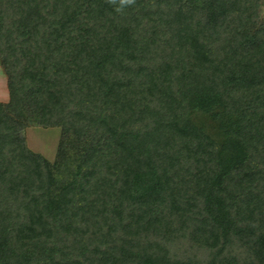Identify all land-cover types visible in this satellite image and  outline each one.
<instances>
[{
    "label": "trees",
    "instance_id": "obj_1",
    "mask_svg": "<svg viewBox=\"0 0 264 264\" xmlns=\"http://www.w3.org/2000/svg\"><path fill=\"white\" fill-rule=\"evenodd\" d=\"M263 5L0 0V264H264Z\"/></svg>",
    "mask_w": 264,
    "mask_h": 264
},
{
    "label": "rangeland",
    "instance_id": "obj_2",
    "mask_svg": "<svg viewBox=\"0 0 264 264\" xmlns=\"http://www.w3.org/2000/svg\"><path fill=\"white\" fill-rule=\"evenodd\" d=\"M264 15V5H263ZM6 74L0 64V88H2L3 80L6 81ZM0 95H3V90L0 89ZM9 96L2 98L1 101H7ZM61 133L60 126H39L31 125L25 128V135L28 146L50 161H53L56 155L59 137Z\"/></svg>",
    "mask_w": 264,
    "mask_h": 264
},
{
    "label": "crops",
    "instance_id": "obj_3",
    "mask_svg": "<svg viewBox=\"0 0 264 264\" xmlns=\"http://www.w3.org/2000/svg\"><path fill=\"white\" fill-rule=\"evenodd\" d=\"M6 78H7V77H6ZM2 85H3V86H2V88H0V89L3 90V95H2V96L0 95V100H2V98H6V97L9 96V94H8V88H7V79H6V81L3 80Z\"/></svg>",
    "mask_w": 264,
    "mask_h": 264
}]
</instances>
